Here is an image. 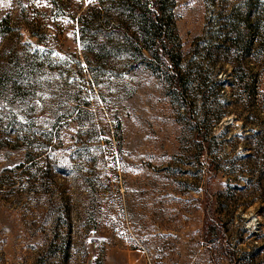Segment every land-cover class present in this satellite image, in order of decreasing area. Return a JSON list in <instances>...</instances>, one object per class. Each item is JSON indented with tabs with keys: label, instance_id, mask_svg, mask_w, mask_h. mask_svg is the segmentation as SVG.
Returning <instances> with one entry per match:
<instances>
[{
	"label": "rangeland",
	"instance_id": "obj_1",
	"mask_svg": "<svg viewBox=\"0 0 264 264\" xmlns=\"http://www.w3.org/2000/svg\"><path fill=\"white\" fill-rule=\"evenodd\" d=\"M161 5L0 0V264H264V0Z\"/></svg>",
	"mask_w": 264,
	"mask_h": 264
},
{
	"label": "trees",
	"instance_id": "obj_2",
	"mask_svg": "<svg viewBox=\"0 0 264 264\" xmlns=\"http://www.w3.org/2000/svg\"><path fill=\"white\" fill-rule=\"evenodd\" d=\"M139 7L144 9L141 10L139 15L135 16L134 11L140 9ZM89 8H91L89 10H94L95 12L100 11L92 2ZM118 8L123 9L126 13L129 11V16L133 19L139 31L146 36L150 43H152V47L155 49L153 54L156 53V57L164 62L163 53H165L168 59L173 61L175 67L178 58L176 59V55L173 53V47L170 46V43H172L170 18L163 10L161 0H118ZM84 16L83 13L80 15V19L84 26L83 31L87 30L89 27L87 21L84 20ZM149 51H152V48H149ZM173 80L176 81V83L178 82V79H174V77ZM174 81H172V84ZM178 84L180 85L179 82ZM178 94H180V92ZM179 98L183 100L181 96Z\"/></svg>",
	"mask_w": 264,
	"mask_h": 264
}]
</instances>
